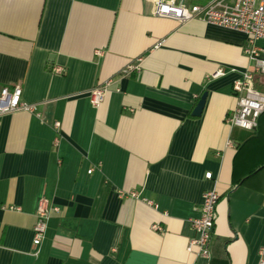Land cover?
<instances>
[{"label":"crops","instance_id":"0c3cea01","mask_svg":"<svg viewBox=\"0 0 264 264\" xmlns=\"http://www.w3.org/2000/svg\"><path fill=\"white\" fill-rule=\"evenodd\" d=\"M153 8L0 0V88L19 82L35 104L0 118V264H204L186 246L207 189L219 195L209 264L264 260V111L253 129L225 121L251 64L246 35ZM256 44L264 58V36ZM135 58L139 71L122 74ZM40 198L59 211L36 246Z\"/></svg>","mask_w":264,"mask_h":264},{"label":"built area","instance_id":"2783aa9c","mask_svg":"<svg viewBox=\"0 0 264 264\" xmlns=\"http://www.w3.org/2000/svg\"><path fill=\"white\" fill-rule=\"evenodd\" d=\"M153 13L156 16L174 18L185 22L192 18H201L207 23L240 30L246 35L243 52L250 60L241 78L232 86L236 97L235 108L226 115L225 121L230 126H238L243 129H253L257 125L258 116L264 111V92L254 86V76L264 75V58L260 56V48L256 42L264 36V0H154ZM141 58H135L122 69V74L139 71ZM51 71L63 74L61 66H52ZM223 68L219 67L213 76L223 74ZM110 80H106L90 88L89 101L97 105L104 97ZM23 109L35 112V104L22 99V86L19 82L4 85L0 88V118L4 114ZM55 125H58L55 122ZM57 141V139H55ZM226 145L231 146L228 139ZM92 168L88 169L91 172ZM205 177L212 178L210 171L205 172ZM218 193L214 189H207L202 194L199 206V214L188 218L193 235L189 238L186 249L194 253L195 257L202 258L204 264H209L211 257L210 242L214 234L215 209ZM58 206L51 204L46 198H40L35 212L33 225V244L39 245L44 237L47 220L52 212H58ZM153 229L162 231L158 224L152 225ZM258 264H264L260 259Z\"/></svg>","mask_w":264,"mask_h":264},{"label":"water","instance_id":"95a60500","mask_svg":"<svg viewBox=\"0 0 264 264\" xmlns=\"http://www.w3.org/2000/svg\"><path fill=\"white\" fill-rule=\"evenodd\" d=\"M205 98H206V92H203L192 110L193 115H200L202 108L204 106Z\"/></svg>","mask_w":264,"mask_h":264},{"label":"trees","instance_id":"16d2710c","mask_svg":"<svg viewBox=\"0 0 264 264\" xmlns=\"http://www.w3.org/2000/svg\"><path fill=\"white\" fill-rule=\"evenodd\" d=\"M254 86L257 89L264 91V76L256 74L254 76Z\"/></svg>","mask_w":264,"mask_h":264}]
</instances>
